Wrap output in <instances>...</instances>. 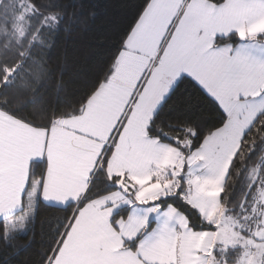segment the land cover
<instances>
[{
  "label": "snow or ice",
  "instance_id": "obj_1",
  "mask_svg": "<svg viewBox=\"0 0 264 264\" xmlns=\"http://www.w3.org/2000/svg\"><path fill=\"white\" fill-rule=\"evenodd\" d=\"M17 7L0 32V264L34 248L42 204L63 215L32 264H264V0H143L80 108L41 123L18 101L51 71L67 6ZM184 90L219 124L161 119Z\"/></svg>",
  "mask_w": 264,
  "mask_h": 264
},
{
  "label": "trees",
  "instance_id": "obj_2",
  "mask_svg": "<svg viewBox=\"0 0 264 264\" xmlns=\"http://www.w3.org/2000/svg\"><path fill=\"white\" fill-rule=\"evenodd\" d=\"M38 2L47 3L48 0ZM58 2L67 6L66 14L58 25L53 49L42 53L43 61L51 71L42 73L39 79L31 78L27 90L21 93L18 101L22 115L29 120L34 119L36 123L43 121V113H71L80 108L81 98L98 82L143 0ZM23 3L26 0H7L0 6V32L11 31L5 29L4 22L14 20L19 14L17 5ZM3 42L0 40V44ZM160 118L196 123L201 129L220 122L212 106L196 93L188 94L187 90L178 91L172 97L161 109ZM231 182L229 180V184ZM236 191L239 192V185ZM62 215L54 205H41L32 225L36 245L19 253L20 264H32L34 250H38L41 244L47 246L51 243L58 230L54 226L61 223ZM26 242L19 241L21 244Z\"/></svg>",
  "mask_w": 264,
  "mask_h": 264
},
{
  "label": "crops",
  "instance_id": "obj_3",
  "mask_svg": "<svg viewBox=\"0 0 264 264\" xmlns=\"http://www.w3.org/2000/svg\"><path fill=\"white\" fill-rule=\"evenodd\" d=\"M55 206V205H54Z\"/></svg>",
  "mask_w": 264,
  "mask_h": 264
}]
</instances>
